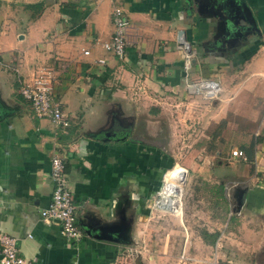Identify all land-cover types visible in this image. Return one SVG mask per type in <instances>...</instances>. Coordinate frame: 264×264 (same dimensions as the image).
I'll return each mask as SVG.
<instances>
[{"label":"crops","instance_id":"0c3cea01","mask_svg":"<svg viewBox=\"0 0 264 264\" xmlns=\"http://www.w3.org/2000/svg\"><path fill=\"white\" fill-rule=\"evenodd\" d=\"M244 1L258 31L241 38L226 34L224 0L21 1L34 31L28 32L30 43L20 47L28 37L20 24L11 36L0 32V233L17 239L26 264H165L153 252V241L150 247L139 242L151 228L149 203L174 166L187 172V199L178 221L184 247L192 241L189 231L218 233L213 245L201 232L194 238L211 248L219 239L232 245L238 230L242 253L259 254L264 246V0ZM39 3L38 12L28 7ZM114 7L123 10L131 27L123 59L101 46L114 33ZM181 37L194 55L193 77L220 83L217 100L186 92ZM42 67L56 75L53 98L68 128L35 117L19 93ZM250 149V170L240 177L234 162L246 160L231 152L247 155ZM55 155L65 162L84 235L79 243L40 216L51 201ZM227 185L245 190L235 212L237 227L230 223ZM99 233L109 239H96ZM124 242L148 253V262L138 255L131 261L118 258ZM186 248L179 262L182 253L196 259Z\"/></svg>","mask_w":264,"mask_h":264},{"label":"built area","instance_id":"2783aa9c","mask_svg":"<svg viewBox=\"0 0 264 264\" xmlns=\"http://www.w3.org/2000/svg\"><path fill=\"white\" fill-rule=\"evenodd\" d=\"M111 20L114 33L101 46L106 52L111 53L116 58L123 59L130 45L131 27L120 7L113 8ZM179 40L180 47L185 52L183 72L185 74L186 92L190 95L200 96L206 101L218 99L221 90L220 83L215 79L193 77L194 55L188 50L182 37ZM88 54V51L84 52V55ZM100 62L104 63V61ZM55 78L56 75L51 68L42 67L33 74L29 81L23 84L20 89V95L31 105L35 117L50 119L56 128H68L70 123L64 116L60 103L53 98ZM231 156L246 160L245 154L240 150H233ZM168 171L163 175L162 188L157 193L153 206L161 210L170 211L175 216L179 215L181 217L183 211V187L178 194H175L176 192L166 194L167 190L172 187L170 183L165 181ZM184 171L186 172V170ZM49 177L53 185V191L49 205L40 212L42 221L47 224L58 223L61 226V234L68 241L79 243L83 239V233L77 223L76 206L68 187L65 162L56 155L51 157ZM173 201L175 202L172 205ZM122 251L125 256L130 254L137 256L139 254L138 250L132 246H124ZM181 259L185 260L186 258L182 255ZM0 264H26L19 254L17 239L6 233H0Z\"/></svg>","mask_w":264,"mask_h":264},{"label":"rangeland","instance_id":"374dc122","mask_svg":"<svg viewBox=\"0 0 264 264\" xmlns=\"http://www.w3.org/2000/svg\"><path fill=\"white\" fill-rule=\"evenodd\" d=\"M22 0H16L14 1L13 4L11 5H5L4 3H2L0 1V32H6L9 36H11L12 34H14L16 28H18V24L22 25L24 28V34H26L28 37L25 38L24 41H20L22 42L20 44V47L24 49L25 44H26V40H28V43H30L29 41V34L28 32H30L31 30L33 31V27L30 29L29 24L27 23V21H25V19L29 20L30 18V13L28 10H25V6H22ZM40 9L37 7H34L32 9L33 13H35L36 11L38 12ZM15 16H18L17 19H15ZM22 20V21H20ZM257 24V23H256ZM35 27V26H34ZM22 28V27H21ZM258 28V25H257ZM34 32V31H33ZM33 35V34H32ZM18 37L16 39H14L15 41H17ZM0 92L3 93V89L0 87ZM0 93V96H1ZM20 93V92H19ZM220 96V94H219ZM217 100V99H215ZM213 100V101H215ZM211 103V102H210ZM251 152L252 150H248L247 151V155L246 156V161L244 163L242 162H234L233 165V169L239 173H241L240 177H243L245 175H247L249 172V166L247 165L248 163V158H250L251 156ZM245 154V153H244ZM228 167V165H226ZM182 168L180 166H174L172 167L171 170H169V172H172L176 169ZM230 169V167H229ZM179 171V169H178ZM232 173V172H230ZM185 174L184 176L181 177V179L184 181V179L186 178ZM237 177V176H236ZM238 179V177H237ZM185 182V181H184ZM228 187V185H227ZM232 189L230 190V187H228V190H225L228 193V196H226L227 201L229 202V210L233 211V216L231 217V225L232 227H237V224L239 223V216L235 215L236 209L238 208V206L240 205V203L242 202V198L241 195L244 194V187L243 186H237V185H231ZM187 186L186 184L183 186V198L182 201L183 203H185L186 199H187V195H185ZM226 193V194H227ZM156 200V197L151 199L150 201V210L152 211V214L150 215L149 221L151 224V228L146 231L144 237L147 239L145 240V242H139L141 243V245L143 247H145L144 245L147 244L148 247L152 246L150 245L153 241V252L155 251L156 255L159 256L158 257V261L160 263L165 262V264H264V246L261 247L259 254H257L254 257L251 256H246V254L242 253L241 251V247L240 245L237 244V237L239 236L238 234V230H234L233 232L236 233L235 235H237V237L231 236V240L232 245L230 244H226L224 242H227V240L225 239L223 240H218L217 243L209 248V247H204L202 244L200 243H196V240L194 238H196V235L199 234L201 232V229H197L195 231H189L191 233L190 235V240L189 241V246L184 247L185 244L183 245V241H184V236H185V231L182 229L181 225H179L178 221L180 222V218L178 216H175L174 214H172L170 211H166V210H161L158 209L156 207H154V201ZM184 205V204H183ZM184 209V206H183ZM200 210V209H199ZM183 212V211H182ZM213 230H215L214 227H212ZM193 232V233H192ZM257 237H259V234L262 233V230H256L255 231ZM183 235V236H182ZM84 237V235H83ZM140 241V240H138ZM191 242V243H190ZM219 243V245H218ZM132 247L137 249L136 245L132 244ZM220 248L219 251H216L217 248ZM186 248L187 249V254L196 257L195 258H190L188 259V257L184 260H180L179 262V252L183 251V249ZM123 249V247H122ZM143 249V248H142ZM141 252V251H138ZM144 251H142L143 253ZM216 252H219L220 256L219 258L213 257L212 254ZM139 253L138 256L140 257V260L142 259V261H145L146 263L148 262V253L144 252V254ZM142 254V255H141ZM153 254V253H152ZM183 255V253L181 254V256ZM180 256V257H181ZM122 258L124 259V254L123 251L120 250L119 252V257L118 258ZM128 257V261L132 260V254L126 256ZM136 257V256H134ZM133 257V258H134ZM240 258H242V260H240ZM248 258V259H247ZM252 259V260H250ZM228 260V261H227ZM230 260V261H229ZM256 260V262H255ZM120 259H117V263H119ZM125 261V260H123ZM258 261V262H257ZM137 263L139 264V261H137Z\"/></svg>","mask_w":264,"mask_h":264},{"label":"water","instance_id":"95a60500","mask_svg":"<svg viewBox=\"0 0 264 264\" xmlns=\"http://www.w3.org/2000/svg\"><path fill=\"white\" fill-rule=\"evenodd\" d=\"M223 6L225 9L222 22L228 37L239 36L241 38L245 32L258 31L256 20L244 0H224ZM94 237L100 240L109 239L105 233H99ZM124 245L129 246L131 243L124 242Z\"/></svg>","mask_w":264,"mask_h":264},{"label":"bare ground","instance_id":"6f19581e","mask_svg":"<svg viewBox=\"0 0 264 264\" xmlns=\"http://www.w3.org/2000/svg\"><path fill=\"white\" fill-rule=\"evenodd\" d=\"M179 169V167H177ZM178 169L167 173L165 177V181L170 183L172 186L169 190H167L166 194H170L171 192H176L175 194H178L179 190L182 191V187L184 186V181L181 179L182 175L184 174L183 172H179ZM175 201L172 202V205L174 204Z\"/></svg>","mask_w":264,"mask_h":264},{"label":"trees","instance_id":"16d2710c","mask_svg":"<svg viewBox=\"0 0 264 264\" xmlns=\"http://www.w3.org/2000/svg\"><path fill=\"white\" fill-rule=\"evenodd\" d=\"M42 4H35V5H33V6H28L29 7V9L30 8H34V7H37V8H39L40 10H42V6H41ZM39 10V11H40ZM218 233H212V234H208L207 232H205V231H201V238H202V240L206 243V244H208V245H213L214 244V242H215V240H216V238L218 237Z\"/></svg>","mask_w":264,"mask_h":264}]
</instances>
